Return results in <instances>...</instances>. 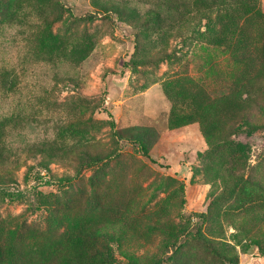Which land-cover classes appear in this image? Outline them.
<instances>
[{"label":"rangeland","instance_id":"374dc122","mask_svg":"<svg viewBox=\"0 0 264 264\" xmlns=\"http://www.w3.org/2000/svg\"><path fill=\"white\" fill-rule=\"evenodd\" d=\"M198 7L223 20L216 38L204 20H181ZM246 84L249 127L237 116L224 132L245 154L234 158L207 146L201 126ZM137 132L152 159L123 139ZM230 161L257 184L250 208L237 207L244 188L230 195ZM94 198L140 208L102 227L121 241L115 264H128L123 253L139 264H264L252 244L264 240V0H0V237L26 223L52 238L54 219L77 221ZM14 241L0 264H29V251L41 262V239L23 230Z\"/></svg>","mask_w":264,"mask_h":264},{"label":"trees","instance_id":"16d2710c","mask_svg":"<svg viewBox=\"0 0 264 264\" xmlns=\"http://www.w3.org/2000/svg\"><path fill=\"white\" fill-rule=\"evenodd\" d=\"M202 0H197V2ZM198 5V4H197ZM198 7L197 9H193L194 13L191 14L189 18H185L181 20H204V26L206 27V34H208L211 38H216V34L221 32L218 28L216 29L217 24L222 26L223 20L218 19V17L213 20L210 16L213 12H203L202 8ZM205 9V8H204ZM98 12L105 13V9H98ZM114 14L118 15L115 11ZM233 24L235 21L232 19ZM199 28V25L196 26ZM193 34L202 36L203 33H200L198 29L193 31ZM217 36V37H218ZM247 84L245 85L242 91L237 92H228V94L223 95L222 98L218 100L219 107L214 112V123L210 125L201 126V132L207 142V146L211 148L212 144H216L219 148L223 143L227 148V150L233 149V153L231 154L236 158H244L245 154L242 149L235 150L233 145L235 143L230 139V134L232 131H228L225 135V129L233 126L232 122L235 120V117L239 116L240 118L245 117L244 123L240 125L242 128H248L249 125H244L248 123L246 118V112L244 110V104L249 101V91L246 89ZM189 97L195 99H201L207 104H213L217 100L215 98H210L207 94L196 93L193 89H187ZM198 94V95H197ZM245 95V97H243ZM172 97V96H171ZM173 104V111H175V99H171ZM223 105V106H222ZM245 115V116H244ZM234 127V126H233ZM241 128H238L237 131L234 129L233 136H237ZM146 134V133H144ZM123 139L127 140L134 146H136L139 151L143 154L145 158L152 159L149 156L147 144L148 142L141 134L135 133L133 136H125ZM235 158V157H234ZM241 168L239 173H235V165L232 161H230V170L227 175V178L231 180V183H228V188L232 189V192L237 191V189H245L247 195H243V200L238 202L237 207L250 208L256 201H252L250 199V190L251 187H255L253 180L250 178V175L246 171V166ZM93 184V181L91 182ZM243 193V191H241ZM229 195V196H230ZM227 197V195L220 196V199ZM95 200L92 202V205L88 208L87 211H83L79 213L77 221H71L68 218H62L55 220L52 224L48 226L47 233H58L60 229H62L61 233L55 234L52 238H49L48 234L46 235L43 230H39L31 225H27L26 223H20L19 225L13 226V231L8 232V235H11L13 239H2L0 237V260H5L6 253H8L9 257L15 249V245H18L14 241V236L16 234L20 235L21 232L25 231L26 238H34L41 239L42 245L44 246L43 250L40 252L41 262H35L36 251H29L34 258L29 261V264H115V256L114 250L111 248V243L120 244V239L116 235H111L108 232L104 231L102 227H114L116 224L115 221H119L123 218L125 213H139L140 208L130 201V204L120 205V206H112L109 203H105L103 199L94 198ZM215 201H218V197L214 198ZM57 208H52L53 213H57ZM104 211L112 212V220L106 217V222H102L104 220ZM66 215V214H64ZM204 215V214H202ZM199 215L203 218V222H207L206 216ZM208 216V214H207ZM115 220V221H113ZM130 225V224H129ZM170 227L172 231L174 230L173 223H170ZM131 226V225H130ZM200 227H198L197 237L201 240L205 249L214 252L215 248L213 244H216L215 238H211L210 236L204 237ZM200 231V232H199ZM103 232V233H102ZM47 237V238H46ZM203 238V239H201ZM180 240L178 238H173L172 240H167L165 243V252H169V250L175 248L177 250L179 248ZM252 244L255 245L261 252L264 254V240H253ZM40 246V245H39ZM40 246V247H41ZM124 254V255H123ZM122 255L125 257L128 264H139V258L130 253H123ZM224 263H229V259H226L225 256H221ZM171 258V257H167ZM159 259V258H158ZM164 262L163 259H159L158 262L154 264H162ZM231 262V261H230ZM11 264H14L11 262ZM142 264H145L142 263Z\"/></svg>","mask_w":264,"mask_h":264},{"label":"water","instance_id":"95a60500","mask_svg":"<svg viewBox=\"0 0 264 264\" xmlns=\"http://www.w3.org/2000/svg\"><path fill=\"white\" fill-rule=\"evenodd\" d=\"M249 252H251V251H249Z\"/></svg>","mask_w":264,"mask_h":264}]
</instances>
